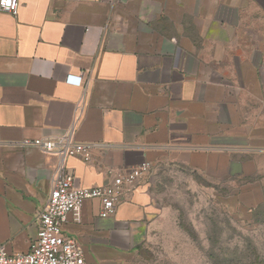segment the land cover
Segmentation results:
<instances>
[{
  "label": "crops",
  "instance_id": "1",
  "mask_svg": "<svg viewBox=\"0 0 264 264\" xmlns=\"http://www.w3.org/2000/svg\"><path fill=\"white\" fill-rule=\"evenodd\" d=\"M244 1L264 13V0ZM242 3L18 0L15 15L0 11V245L30 249L61 162L24 139L71 130L96 144L89 162L63 158L80 186L108 183L143 161L250 179L255 165L238 155L228 99L243 59L225 37L234 28L226 14L235 19ZM256 191L241 190V205L253 208ZM99 209L88 199L79 220L70 213L62 226L85 264L132 263L162 220L142 179L114 215L102 218Z\"/></svg>",
  "mask_w": 264,
  "mask_h": 264
},
{
  "label": "rangeland",
  "instance_id": "2",
  "mask_svg": "<svg viewBox=\"0 0 264 264\" xmlns=\"http://www.w3.org/2000/svg\"><path fill=\"white\" fill-rule=\"evenodd\" d=\"M239 1L244 6L236 18L226 14L234 28L225 37L236 41L232 53L243 59L236 58V89H229L228 99L238 155L249 159L255 172L248 180L180 165L151 167L142 180L150 183L162 220L130 264H264V13ZM245 65L252 67L250 75L243 74ZM249 187L260 196L250 209L238 200Z\"/></svg>",
  "mask_w": 264,
  "mask_h": 264
},
{
  "label": "built area",
  "instance_id": "3",
  "mask_svg": "<svg viewBox=\"0 0 264 264\" xmlns=\"http://www.w3.org/2000/svg\"><path fill=\"white\" fill-rule=\"evenodd\" d=\"M18 0H0V11L12 15L17 13ZM71 77V76H70ZM68 80L71 81V78ZM73 77V76H72ZM73 82L81 83V75ZM22 146L36 147L42 151H54L61 159L53 177L52 188L42 210L37 214V234L26 252H8L0 245V264H85L84 253L78 242L63 233L62 226L68 214L78 221L83 203L98 199L99 216L115 214L117 204L136 188L138 182L151 170V164L143 161L124 172L115 174L105 184L80 186L76 178L62 164L66 156H78L84 162L92 158L94 143L77 141L71 130L54 138L37 137L24 139Z\"/></svg>",
  "mask_w": 264,
  "mask_h": 264
}]
</instances>
